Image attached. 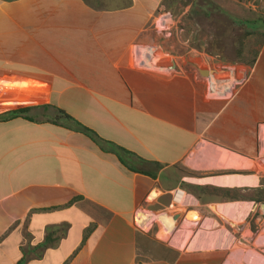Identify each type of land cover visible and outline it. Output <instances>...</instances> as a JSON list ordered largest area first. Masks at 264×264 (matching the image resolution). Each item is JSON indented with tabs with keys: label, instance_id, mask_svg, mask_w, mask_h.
Instances as JSON below:
<instances>
[{
	"label": "crops",
	"instance_id": "0c3cea01",
	"mask_svg": "<svg viewBox=\"0 0 264 264\" xmlns=\"http://www.w3.org/2000/svg\"><path fill=\"white\" fill-rule=\"evenodd\" d=\"M215 8L238 19L235 59L207 51ZM20 109L0 120V264H264V0H0V115ZM176 188L207 208L204 247L137 224Z\"/></svg>",
	"mask_w": 264,
	"mask_h": 264
},
{
	"label": "rangeland",
	"instance_id": "374dc122",
	"mask_svg": "<svg viewBox=\"0 0 264 264\" xmlns=\"http://www.w3.org/2000/svg\"><path fill=\"white\" fill-rule=\"evenodd\" d=\"M213 15L210 17L209 21L206 24L202 23L198 24L200 26L201 30L207 33H212L213 38L207 41V51L208 52H216L218 55L221 56V54H224L225 58L235 59L236 58V50L238 46L239 40H237L239 29L236 27V25L227 23L223 18H221L223 15H226L225 12L219 10V9H213ZM224 32H228V38L227 39H220V34ZM150 65L153 67H157L160 65L161 59L159 57L154 56L148 60ZM262 171H264V165H262ZM186 204L196 205V202L191 198L187 196L185 197V201L183 204L172 207L168 209L167 211L161 213V214H146L142 211L138 213L137 215V224L142 227L145 230H150L152 234L156 235L160 232L165 233L164 240L171 242L174 245H177L179 247H184L188 243L195 241L194 244L196 246L204 247L207 245V241L210 237V231L205 230V221L203 220V215L206 214V207L200 206L199 208L202 210V214L200 213L201 219L200 221L196 222V216L194 213H190L189 215V223H194L193 225L189 226L186 224H183L181 222V218L178 220H175V216L177 214H185L188 210V207L185 206ZM202 204V203H201ZM245 207V208H244ZM242 209L243 216H246L249 208L244 206ZM209 209V208H208ZM210 210V209H209ZM217 211L222 215L221 213V207L220 205H217ZM214 219H216L219 222V219L221 216L213 211ZM142 215V217H139ZM165 216L171 218V221L173 222L172 228H167L165 226L164 218ZM144 219V220H143ZM217 221H214V224L218 223ZM209 224V221H207ZM198 224V226H197ZM210 225V224H209ZM48 235V234H47ZM61 235L60 233H57L56 236ZM219 236V235H218ZM258 242L264 245V227L262 228V231L258 233ZM256 236V237H257ZM218 240H220L218 238ZM236 249H239L242 253L241 258L253 255L254 252L251 251L250 248L245 247L243 245H239L236 247ZM264 247L262 248V250ZM260 259L262 262H264V253L262 251L259 252ZM229 264H245L241 261L232 260L229 262Z\"/></svg>",
	"mask_w": 264,
	"mask_h": 264
},
{
	"label": "trees",
	"instance_id": "16d2710c",
	"mask_svg": "<svg viewBox=\"0 0 264 264\" xmlns=\"http://www.w3.org/2000/svg\"><path fill=\"white\" fill-rule=\"evenodd\" d=\"M232 18L234 19L235 22H233V25H236V27L239 25L237 24V17L231 15ZM60 118L63 122H65L66 124H70L73 126L74 129H76L77 131H80L82 133H84L85 135H87L88 137H90L94 142H96L98 145H100L102 147V149L106 150V151H110L115 153L120 161L124 164H127L125 161V158L130 155V153L124 149H122L121 147L112 144L108 141L103 140L101 137H99V135L94 132L92 129L82 125L81 123H79L78 121H76L74 118H72L71 116L67 115L65 112H63L60 109H57ZM26 112V110L24 109H20V110H14V111H10V112H6L2 115H0V120H10L19 116H22L24 113ZM69 125V126H70ZM220 190H216L215 193L220 194ZM264 201V200H262ZM57 233H49L46 237H45V242L48 244H53L56 241H58L63 235H59L56 236Z\"/></svg>",
	"mask_w": 264,
	"mask_h": 264
},
{
	"label": "built area",
	"instance_id": "2783aa9c",
	"mask_svg": "<svg viewBox=\"0 0 264 264\" xmlns=\"http://www.w3.org/2000/svg\"><path fill=\"white\" fill-rule=\"evenodd\" d=\"M231 89V86L229 84H226L225 81L217 79V78H209L208 81V91L210 95L218 96L222 93H226L227 90ZM187 195L184 190L180 188H176L172 191L171 197H172V204L171 207H177L183 203L180 201L185 198ZM188 211H186L187 213ZM185 213V214H186Z\"/></svg>",
	"mask_w": 264,
	"mask_h": 264
},
{
	"label": "water",
	"instance_id": "95a60500",
	"mask_svg": "<svg viewBox=\"0 0 264 264\" xmlns=\"http://www.w3.org/2000/svg\"><path fill=\"white\" fill-rule=\"evenodd\" d=\"M203 74L206 75V76H209V75H210V72H205V73H203ZM263 163H264V161H263ZM261 207L264 208V203L261 204ZM190 213H194V214H195V216H196L195 221H196V222L200 221V219H201L200 214H199L198 212H194V211H191V210L188 211L186 214H183V215H181V214H177V215L175 216V220H178L179 218L182 217L183 220L189 222V215H190Z\"/></svg>",
	"mask_w": 264,
	"mask_h": 264
},
{
	"label": "bare ground",
	"instance_id": "6f19581e",
	"mask_svg": "<svg viewBox=\"0 0 264 264\" xmlns=\"http://www.w3.org/2000/svg\"><path fill=\"white\" fill-rule=\"evenodd\" d=\"M251 180V179H250ZM251 183H252V180H251ZM252 184H256V182L255 183H252ZM184 201H185V198H183L180 202L181 203H184ZM224 206V205H223ZM221 207V206H220ZM237 206H235V208H236ZM239 207H241L242 208V206H239ZM233 208V207H232ZM227 212V211H226ZM225 212V213H226ZM221 213H222V207H221ZM227 214V213H226ZM144 220V219H143Z\"/></svg>",
	"mask_w": 264,
	"mask_h": 264
}]
</instances>
